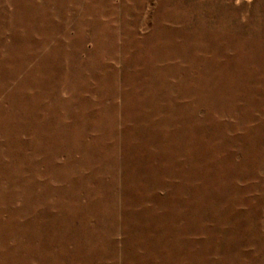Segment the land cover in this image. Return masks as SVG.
Returning a JSON list of instances; mask_svg holds the SVG:
<instances>
[{"label": "rangeland", "instance_id": "obj_1", "mask_svg": "<svg viewBox=\"0 0 264 264\" xmlns=\"http://www.w3.org/2000/svg\"><path fill=\"white\" fill-rule=\"evenodd\" d=\"M0 264H264V0H0Z\"/></svg>", "mask_w": 264, "mask_h": 264}]
</instances>
